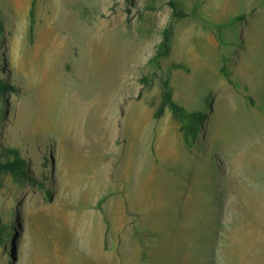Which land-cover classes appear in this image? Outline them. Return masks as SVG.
<instances>
[{
  "label": "rangeland",
  "instance_id": "rangeland-1",
  "mask_svg": "<svg viewBox=\"0 0 264 264\" xmlns=\"http://www.w3.org/2000/svg\"><path fill=\"white\" fill-rule=\"evenodd\" d=\"M0 19V153L33 177L0 172V264H264V0H0ZM167 78L184 119L156 117Z\"/></svg>",
  "mask_w": 264,
  "mask_h": 264
},
{
  "label": "trees",
  "instance_id": "trees-1",
  "mask_svg": "<svg viewBox=\"0 0 264 264\" xmlns=\"http://www.w3.org/2000/svg\"><path fill=\"white\" fill-rule=\"evenodd\" d=\"M171 4H173V6H177L173 1H171ZM183 15H184V12L177 11L176 9L175 16L179 17ZM241 19L243 18L241 17ZM1 30H2V24H1V19H0V31ZM171 35H172L171 27L169 26L164 31L163 40L157 52L155 53L154 57L151 59V62L155 63L159 67L161 66L160 64L161 59L163 57H166L170 52L171 37H172ZM0 69H1V66H0ZM222 72L232 82V80L229 77V73H227V70L225 67L222 68ZM143 81L145 84H152L151 80L147 76L143 78ZM162 84L164 87V94H163L164 102L157 110L156 117L160 118L163 115L166 106H170L173 113L178 118L184 119L185 117H187L188 114H187L186 109L174 101L173 93L171 90L170 79L169 78L165 79L164 81H162ZM12 89L13 87L11 84H8L2 78L0 79V95L7 96L8 91ZM190 116L192 118V126H190L191 129L193 130V132L199 133L198 127H200L203 124L204 120L206 119V115L202 112H199V113H194ZM2 158H7V161H2L1 160ZM28 166H29V163L27 159L24 157V155L22 154V151L20 148L9 147L5 149L2 153H0V172L10 173L17 178L23 177V178L33 180V177L30 175ZM2 230H3V223L0 220V241L2 238L1 237Z\"/></svg>",
  "mask_w": 264,
  "mask_h": 264
},
{
  "label": "crops",
  "instance_id": "crops-1",
  "mask_svg": "<svg viewBox=\"0 0 264 264\" xmlns=\"http://www.w3.org/2000/svg\"><path fill=\"white\" fill-rule=\"evenodd\" d=\"M108 182V181H107ZM104 187H105V185H104ZM106 187L107 188H109L110 187V185L108 186V184H106ZM103 192V190L101 191V193ZM103 197V194H101V198ZM103 230H104V227H103Z\"/></svg>",
  "mask_w": 264,
  "mask_h": 264
},
{
  "label": "bare ground",
  "instance_id": "bare-ground-1",
  "mask_svg": "<svg viewBox=\"0 0 264 264\" xmlns=\"http://www.w3.org/2000/svg\"><path fill=\"white\" fill-rule=\"evenodd\" d=\"M104 81H105V80H104ZM106 82H107V81H106ZM106 82H105V83H106ZM105 83H104V84H105ZM79 116H81V115H79Z\"/></svg>",
  "mask_w": 264,
  "mask_h": 264
}]
</instances>
